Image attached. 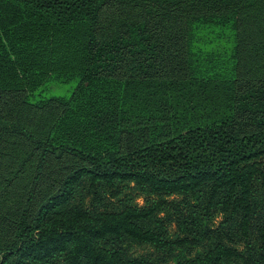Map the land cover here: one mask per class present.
Instances as JSON below:
<instances>
[{"label": "trees", "instance_id": "1", "mask_svg": "<svg viewBox=\"0 0 264 264\" xmlns=\"http://www.w3.org/2000/svg\"><path fill=\"white\" fill-rule=\"evenodd\" d=\"M121 183L156 200L97 207ZM131 242L264 264V0H0V264Z\"/></svg>", "mask_w": 264, "mask_h": 264}, {"label": "rangeland", "instance_id": "2", "mask_svg": "<svg viewBox=\"0 0 264 264\" xmlns=\"http://www.w3.org/2000/svg\"><path fill=\"white\" fill-rule=\"evenodd\" d=\"M8 115L10 117L12 115L17 117L22 116L23 118L29 117L31 121L34 122L33 125L38 124V126H35L36 128H42L43 122L44 120H46L48 113L46 111L43 113H39V115L35 114L36 116L31 117L27 112H24L20 110V108H18V110L14 109L12 112L8 113ZM113 192L114 195H109V193L103 194L98 201L94 199L95 201H97V207H120L126 203H134L142 206L156 200L155 196H149L139 192L134 188L132 183H121ZM168 199L173 201L175 209L180 208L178 202L182 203V201L184 200L183 196L178 195L169 196ZM86 200L89 199L86 198ZM178 214L179 209H177V211H175L174 214H171L169 217H164L163 212H159L157 215L159 219L156 222V225L159 226L157 227L160 229V225H162L168 235L171 237L181 236L182 233L180 232L178 224ZM222 216L220 214L215 218V224H218V222L222 220ZM162 218H164V220H161ZM257 218L258 216L256 214L254 219L257 220ZM122 246L129 256L140 258L141 260H144L146 264H169V257L167 253L162 249H157L150 244H136L131 242L125 243ZM60 261L61 259H55L48 264H59Z\"/></svg>", "mask_w": 264, "mask_h": 264}]
</instances>
